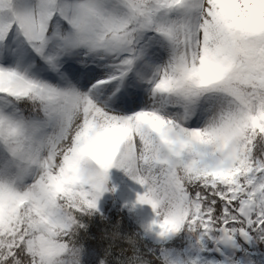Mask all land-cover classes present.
Here are the masks:
<instances>
[{
    "label": "snow or ice",
    "instance_id": "snow-or-ice-1",
    "mask_svg": "<svg viewBox=\"0 0 264 264\" xmlns=\"http://www.w3.org/2000/svg\"><path fill=\"white\" fill-rule=\"evenodd\" d=\"M113 167L127 264H264V0H0V264H80Z\"/></svg>",
    "mask_w": 264,
    "mask_h": 264
},
{
    "label": "trees",
    "instance_id": "trees-1",
    "mask_svg": "<svg viewBox=\"0 0 264 264\" xmlns=\"http://www.w3.org/2000/svg\"><path fill=\"white\" fill-rule=\"evenodd\" d=\"M79 223L83 225L77 234L80 264H127L124 257L133 245L146 248L158 243L143 236L114 191L97 203V210L91 215L81 216ZM130 237H135V241L130 242Z\"/></svg>",
    "mask_w": 264,
    "mask_h": 264
},
{
    "label": "rangeland",
    "instance_id": "rangeland-1",
    "mask_svg": "<svg viewBox=\"0 0 264 264\" xmlns=\"http://www.w3.org/2000/svg\"><path fill=\"white\" fill-rule=\"evenodd\" d=\"M118 173L116 172V168L113 167L109 169L108 171V179L106 181V188H109V183L111 189L114 188V192L117 193V198L123 209L131 215L135 223L139 226V229L144 237L151 239L155 242H158L157 239L150 233H145L143 229V225L150 219L151 216H149L148 208L146 205H135L133 206L132 202L135 201V196L128 191L126 187L123 185H119L117 181ZM111 191V190H110ZM109 191L103 192V194L100 196L99 200L100 202L103 198H105L108 195Z\"/></svg>",
    "mask_w": 264,
    "mask_h": 264
},
{
    "label": "bare ground",
    "instance_id": "bare-ground-1",
    "mask_svg": "<svg viewBox=\"0 0 264 264\" xmlns=\"http://www.w3.org/2000/svg\"><path fill=\"white\" fill-rule=\"evenodd\" d=\"M116 172L118 173V176H117L118 184L126 187L132 195L136 196L137 192L142 191L141 186L138 185L133 179L125 175V173L121 169L116 168ZM146 207L148 208L147 210H148L149 216H151L152 215L151 209L147 205Z\"/></svg>",
    "mask_w": 264,
    "mask_h": 264
},
{
    "label": "clouds",
    "instance_id": "clouds-1",
    "mask_svg": "<svg viewBox=\"0 0 264 264\" xmlns=\"http://www.w3.org/2000/svg\"><path fill=\"white\" fill-rule=\"evenodd\" d=\"M129 240H130V242H134L135 241V237H130Z\"/></svg>",
    "mask_w": 264,
    "mask_h": 264
}]
</instances>
